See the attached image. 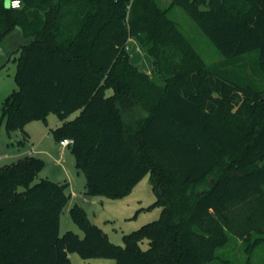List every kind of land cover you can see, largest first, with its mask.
I'll use <instances>...</instances> for the list:
<instances>
[{"label": "trees", "instance_id": "16d2710c", "mask_svg": "<svg viewBox=\"0 0 264 264\" xmlns=\"http://www.w3.org/2000/svg\"><path fill=\"white\" fill-rule=\"evenodd\" d=\"M4 4L0 63L18 53V65L0 121L28 134L27 123L55 112L52 131L72 139L87 194L119 197L150 173L162 212L118 245L75 202L69 213L84 235H61L68 183L35 181L44 160L26 155L0 167V264H68L73 251L109 264H206L232 236L264 241V0ZM174 6L224 66H242L239 78L205 61L170 17ZM131 38L152 57L151 73L131 60Z\"/></svg>", "mask_w": 264, "mask_h": 264}, {"label": "rangeland", "instance_id": "374dc122", "mask_svg": "<svg viewBox=\"0 0 264 264\" xmlns=\"http://www.w3.org/2000/svg\"><path fill=\"white\" fill-rule=\"evenodd\" d=\"M162 7H168L171 0H158ZM169 15L174 19L179 28L192 41L196 49L202 54L205 61L216 70L224 72L232 78H239V65L224 66L222 63L225 56L217 49L205 32L181 7L174 6L169 9ZM131 60L142 69L153 68L152 57L145 52L135 38L130 41ZM254 55V54H253ZM18 53L9 61L1 65L0 68V115L1 106L4 98L17 88L16 70L18 65ZM250 59L251 55H247ZM2 61V60H1ZM146 64V65H145ZM248 80L251 81V61L247 66ZM254 75V73H253ZM264 89V84L262 85ZM108 93L112 90L107 89ZM264 102V92L261 94ZM59 117L55 112L48 114L47 120H35L43 125L40 135L33 134L32 123L25 125V130L30 132V136L21 129L8 130L5 121H0V167L5 163L17 160L15 152L28 149L32 146L38 148H49L60 146L55 137L52 127L53 122L58 121ZM56 126V125H55ZM31 130V131H30ZM43 137V138H42ZM45 137V139H44ZM42 143V144H40ZM61 147V146H60ZM40 154L44 160V165L35 181L41 177H48L55 181L67 182L68 192L73 193L69 202L65 206L60 220V234L67 230H73L80 236L84 235L83 230L72 220L69 210L77 202L80 204L88 218L99 225L109 240L114 244L124 245V234L129 233L142 225L155 221L161 216L162 206L154 204L156 200L155 190L152 188L151 175H144L127 193L119 197L96 194L89 195L86 191V175L77 167L75 155L70 146H67L58 161L59 155ZM48 154V155H47ZM4 155V156H2ZM256 233H251L244 238L232 236L230 242L217 249V258L206 264H243L247 260L256 263L264 262V241L252 247ZM148 240L142 242V247H148ZM114 260L105 256L83 257L78 252L69 253L68 264H109Z\"/></svg>", "mask_w": 264, "mask_h": 264}, {"label": "crops", "instance_id": "0c3cea01", "mask_svg": "<svg viewBox=\"0 0 264 264\" xmlns=\"http://www.w3.org/2000/svg\"><path fill=\"white\" fill-rule=\"evenodd\" d=\"M146 65V64H145ZM153 69V68H152ZM152 69H149L148 67H147V69H143L144 71H146V72H148V73H151L152 72ZM33 122V123H32ZM31 123H32V132H33V134H37V135H40V132H42V128H43V125H41V122H38V121H32ZM2 123V122H1ZM53 123H55V124H53L54 126L53 127H55V125H58L59 123H61L60 122V119H58V121H56V122H53ZM52 127V128H53ZM27 131V130H26ZM31 131V130H30ZM27 133H28V136H30V132L29 131H27ZM43 138V137H42ZM44 139H45V137H44ZM40 144H42V143H40ZM60 144V143H59ZM61 146V145H60ZM58 146V147H53V148H49V150H46V149H44V148H38L37 146H32V147H30V148H28V149H24V150H20L19 152H15L14 154H12V155H15V157H17V160L19 159V158H22V157H24V156H26V155H40V154H46V153H48V152H46V151H49V155L51 154V155H62L64 152V150H65V148L66 147H63V146ZM48 155V154H47ZM2 156H4V155H2ZM57 160L58 161H61V156L59 157V158H57ZM5 164H7V163H5ZM53 179H57L56 177L54 178L53 177ZM60 182V181H59ZM71 194V196L73 195V193H70Z\"/></svg>", "mask_w": 264, "mask_h": 264}, {"label": "clouds", "instance_id": "9594fccd", "mask_svg": "<svg viewBox=\"0 0 264 264\" xmlns=\"http://www.w3.org/2000/svg\"><path fill=\"white\" fill-rule=\"evenodd\" d=\"M21 6L20 0H5V8H19Z\"/></svg>", "mask_w": 264, "mask_h": 264}, {"label": "built area", "instance_id": "2783aa9c", "mask_svg": "<svg viewBox=\"0 0 264 264\" xmlns=\"http://www.w3.org/2000/svg\"><path fill=\"white\" fill-rule=\"evenodd\" d=\"M20 4H21V0H20ZM17 9V8H16ZM60 145L63 147H67L72 143V139L70 138H63L59 141Z\"/></svg>", "mask_w": 264, "mask_h": 264}, {"label": "water", "instance_id": "95a60500", "mask_svg": "<svg viewBox=\"0 0 264 264\" xmlns=\"http://www.w3.org/2000/svg\"><path fill=\"white\" fill-rule=\"evenodd\" d=\"M210 180L213 181V178H211ZM202 192H204V191H202Z\"/></svg>", "mask_w": 264, "mask_h": 264}]
</instances>
